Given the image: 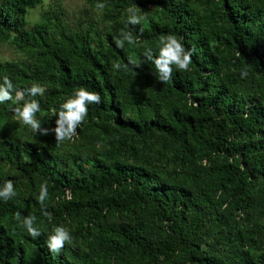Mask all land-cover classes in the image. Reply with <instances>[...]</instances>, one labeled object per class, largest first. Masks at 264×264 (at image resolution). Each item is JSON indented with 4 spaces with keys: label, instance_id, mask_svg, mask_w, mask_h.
<instances>
[{
    "label": "trees",
    "instance_id": "trees-1",
    "mask_svg": "<svg viewBox=\"0 0 264 264\" xmlns=\"http://www.w3.org/2000/svg\"><path fill=\"white\" fill-rule=\"evenodd\" d=\"M86 2L98 21L72 24L54 0L31 24L41 0H0V43L23 54L0 62V77L45 87L43 127L77 87L101 96L61 144L0 105V182L17 190L0 203V264H264V0ZM129 7L146 19L129 26L137 44L125 51L112 37ZM169 33L195 48L191 71L163 84L150 62L128 65ZM17 212L43 234L29 237ZM59 224L73 243L53 255L46 239Z\"/></svg>",
    "mask_w": 264,
    "mask_h": 264
},
{
    "label": "clouds",
    "instance_id": "clouds-1",
    "mask_svg": "<svg viewBox=\"0 0 264 264\" xmlns=\"http://www.w3.org/2000/svg\"><path fill=\"white\" fill-rule=\"evenodd\" d=\"M99 7H103V5L101 4ZM127 12V18L124 21L125 28L112 37L115 47L125 51L126 44L128 46L137 44L134 31L129 26L140 25L146 19L134 7H129ZM194 55H196L195 48L186 47L181 39L169 33L159 37L155 51L152 48H145L143 59H137L129 55L127 61L128 65L134 70L143 69L144 65L150 62L154 65L157 81L166 84L173 79L176 72L191 71L190 66L193 64ZM120 67V63L113 62V70H119ZM248 75L247 68H241V78H246ZM45 91V87L39 83H33L30 87L21 89L8 76L0 77V105L10 102L9 106L12 108L17 121L27 126L32 133L38 136L54 133L57 144L71 141L77 135V130L82 122L87 118L89 107L101 102V96L98 92L90 90L86 86H79L63 100L58 110L55 108L50 110L52 117H56L55 127H43L41 121L37 118V113L41 112V103L35 97L38 95L43 97ZM16 195L17 190L12 180L0 182V203L7 202ZM48 196V183L45 181L40 185L39 194L36 197L42 209ZM44 215L51 218V214L46 209H44ZM16 219L21 221L20 212L16 213ZM36 219L35 215L30 214L23 216L21 221L23 229L33 239L39 238L43 234L41 228L36 226ZM72 243L73 236L64 224L54 225L46 239V246L53 255H58L66 244L71 245Z\"/></svg>",
    "mask_w": 264,
    "mask_h": 264
},
{
    "label": "rangeland",
    "instance_id": "rangeland-1",
    "mask_svg": "<svg viewBox=\"0 0 264 264\" xmlns=\"http://www.w3.org/2000/svg\"><path fill=\"white\" fill-rule=\"evenodd\" d=\"M62 6L65 8L68 14V20L72 24H76V21H81L82 23H86L89 20L93 19L98 21V13H90L86 12L89 10V4L86 0H58ZM54 0H41V4L37 6L35 9L30 10L28 21L31 24H36L41 22V15L44 10H47L52 4ZM23 57V54L16 48V46L11 43H0V62L6 61H20ZM89 138L93 144L100 146L104 142V138L100 133H92L86 136ZM131 160V158L129 157Z\"/></svg>",
    "mask_w": 264,
    "mask_h": 264
}]
</instances>
